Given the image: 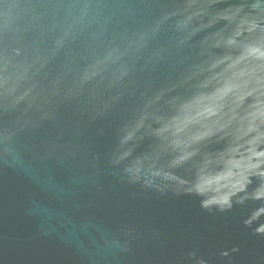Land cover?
<instances>
[{
	"label": "water",
	"instance_id": "1",
	"mask_svg": "<svg viewBox=\"0 0 264 264\" xmlns=\"http://www.w3.org/2000/svg\"><path fill=\"white\" fill-rule=\"evenodd\" d=\"M0 264H264V0H0Z\"/></svg>",
	"mask_w": 264,
	"mask_h": 264
}]
</instances>
